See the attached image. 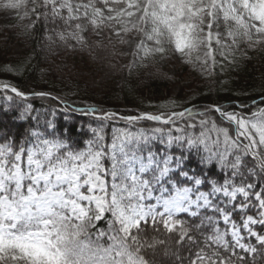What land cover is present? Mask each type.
Returning <instances> with one entry per match:
<instances>
[{"label":"snow or ice","instance_id":"snow-or-ice-1","mask_svg":"<svg viewBox=\"0 0 264 264\" xmlns=\"http://www.w3.org/2000/svg\"><path fill=\"white\" fill-rule=\"evenodd\" d=\"M0 8L35 17L21 29L39 31L34 47L104 49L105 28L109 43L136 41L129 73L156 57L199 62L204 73L217 55L223 68L264 46V0H0ZM186 97L124 115L0 85V98L21 101L0 111L27 124L22 134L0 130V264H264V91L227 105ZM115 123L123 127L109 136Z\"/></svg>","mask_w":264,"mask_h":264},{"label":"trees","instance_id":"trees-1","mask_svg":"<svg viewBox=\"0 0 264 264\" xmlns=\"http://www.w3.org/2000/svg\"><path fill=\"white\" fill-rule=\"evenodd\" d=\"M28 6L32 7L31 4ZM3 12L5 11L0 8V14ZM32 17L34 20L35 17ZM31 23L32 21L25 23V18L15 19L0 27V85L7 83L25 92H52L75 99L78 104L87 102L97 107L116 109L124 115L134 114L138 110L155 111L152 105L163 104L174 98H187L186 94L202 95L203 98L196 101L198 104L216 100L227 105L237 99H244L245 103L248 99H259L264 91V46L257 51L249 50L247 58H241L240 52H236V62L225 64L223 68L217 55L215 69L213 70L210 61L208 71L204 73L200 71L199 62L195 65L179 62L174 65L173 74L152 63H148V67L137 66L129 73L127 65L119 62L120 54L104 40V49L77 47L73 51L62 46H49L46 41L42 42L43 48L34 47L40 43L35 41L39 31L32 32L30 37L21 35V29L26 30ZM16 25L20 27H15ZM40 27L38 24L37 29ZM87 37L91 44L97 42L89 34ZM14 47L20 48L18 54H13ZM244 47L246 46L241 47V51ZM196 58L194 53L193 59ZM213 71L214 75H210ZM102 81L106 86L102 90H96ZM217 81L225 86L222 87ZM9 103L15 108L21 101L16 98L12 102H6L0 98V106ZM23 103H34L38 109L41 105L54 106L52 101H33L31 98ZM13 115L11 110L6 113L0 111V130L22 134L27 124L13 119ZM60 122L64 123L63 117ZM76 124L77 128L83 127L84 131H88L87 119H78ZM113 126L120 128L123 124H109L106 129L109 136ZM88 138L90 136L82 139Z\"/></svg>","mask_w":264,"mask_h":264},{"label":"rangeland","instance_id":"rangeland-1","mask_svg":"<svg viewBox=\"0 0 264 264\" xmlns=\"http://www.w3.org/2000/svg\"><path fill=\"white\" fill-rule=\"evenodd\" d=\"M73 2H79V0H73ZM85 2H86V0H85ZM98 7H101V6H98ZM28 8H31V6H28ZM24 13H25V9L21 8L20 11H19V14L21 16H23ZM15 19L16 18H13L8 13L3 12L2 14H0V27H2L4 24H7V23H9V22H11V21H13ZM32 19H33V17L25 18V23L29 24L32 21ZM80 23H84V22L81 21ZM87 34L92 36L93 39L97 40V37L95 36V34L93 32L89 31ZM109 35H110V33L108 32L107 28H105L103 30V36L105 37L104 41H106L108 44H110L112 46L113 50H115V52L117 54H120V56L118 58H120L119 62L122 65H125V64L129 65V63L132 62L133 59H134V57H133V55L131 53H132V50L134 48V45H135L136 41H132L131 44H126L124 46H121L117 42L119 40V37H116V36H112V42L109 43L108 40H107V37ZM204 51H206V49H203V50H201V52L196 53V57L199 56L200 59H203V52ZM19 52H20V48L19 47H14L13 54H18ZM82 58H83V56H82ZM210 61L211 60H209V63H210ZM147 63H152L156 67L162 68L166 72H169V73L173 74L174 65L175 64H179V60H177L176 58H171L169 61H166L164 59H161L160 57H156L154 60L147 61Z\"/></svg>","mask_w":264,"mask_h":264}]
</instances>
